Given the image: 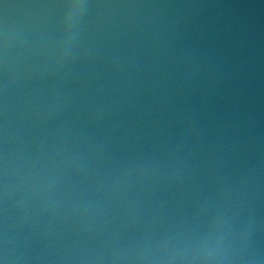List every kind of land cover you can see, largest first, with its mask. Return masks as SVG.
<instances>
[{
	"label": "water",
	"instance_id": "1",
	"mask_svg": "<svg viewBox=\"0 0 264 264\" xmlns=\"http://www.w3.org/2000/svg\"><path fill=\"white\" fill-rule=\"evenodd\" d=\"M0 264H264V0H0Z\"/></svg>",
	"mask_w": 264,
	"mask_h": 264
}]
</instances>
